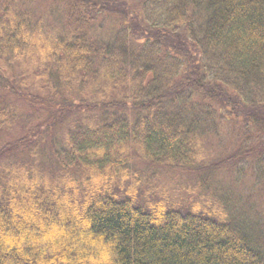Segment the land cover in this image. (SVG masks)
<instances>
[{
	"label": "trees",
	"instance_id": "16d2710c",
	"mask_svg": "<svg viewBox=\"0 0 264 264\" xmlns=\"http://www.w3.org/2000/svg\"><path fill=\"white\" fill-rule=\"evenodd\" d=\"M221 169L264 196V0H0V264H264Z\"/></svg>",
	"mask_w": 264,
	"mask_h": 264
},
{
	"label": "rangeland",
	"instance_id": "374dc122",
	"mask_svg": "<svg viewBox=\"0 0 264 264\" xmlns=\"http://www.w3.org/2000/svg\"><path fill=\"white\" fill-rule=\"evenodd\" d=\"M140 1V0H136ZM40 2V1H39ZM46 3V2H45ZM54 7L57 5L54 4ZM108 23H102L100 26L97 23L93 33L95 36H98L100 38L109 37V27ZM103 27V28H102ZM112 22H111V33H112ZM223 130V131H222ZM220 135L224 136L225 141L230 139V137L234 135L232 139V144H235L237 142V138L235 136V133L231 132L228 128L223 129L222 128ZM220 136V137H222ZM229 142V141H228ZM231 146V145H230ZM228 147V149L230 148ZM227 148V147H226ZM227 154V152H224ZM225 154V155H226ZM223 155V154H222ZM145 166V164H143ZM147 167L150 166L148 163H146ZM195 174V173H193ZM197 175V174H196ZM196 175L194 177H196ZM207 185L211 190L215 192L216 195H222L223 193H226L228 197L230 198V203L232 204L231 211L239 220L248 219L253 224L255 231L258 232L256 220L260 221V224L264 227V196L260 192L259 188L257 189L252 182V180L249 178V175H243L241 178H237L234 175L227 174L224 170H217L215 173L209 172L207 177ZM187 182V179H186ZM161 187L163 188L165 185L169 189V192H171L172 195L176 194V190L174 188H170L166 183L159 182ZM175 187V184H174ZM188 194L187 192H185ZM190 195V194H188ZM199 194H196V197H198ZM246 218V219H245ZM259 224V225H260ZM264 233V230L259 232V234Z\"/></svg>",
	"mask_w": 264,
	"mask_h": 264
}]
</instances>
